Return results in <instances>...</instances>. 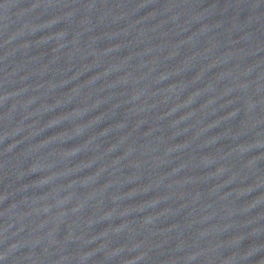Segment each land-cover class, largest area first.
<instances>
[{
    "label": "water",
    "instance_id": "95a60500",
    "mask_svg": "<svg viewBox=\"0 0 264 264\" xmlns=\"http://www.w3.org/2000/svg\"><path fill=\"white\" fill-rule=\"evenodd\" d=\"M0 264H264V0H0Z\"/></svg>",
    "mask_w": 264,
    "mask_h": 264
}]
</instances>
